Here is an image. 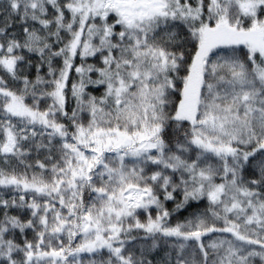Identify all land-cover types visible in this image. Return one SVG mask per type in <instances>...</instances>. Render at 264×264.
Masks as SVG:
<instances>
[{
    "label": "snow or ice",
    "instance_id": "obj_1",
    "mask_svg": "<svg viewBox=\"0 0 264 264\" xmlns=\"http://www.w3.org/2000/svg\"><path fill=\"white\" fill-rule=\"evenodd\" d=\"M0 264H264V0H0Z\"/></svg>",
    "mask_w": 264,
    "mask_h": 264
}]
</instances>
